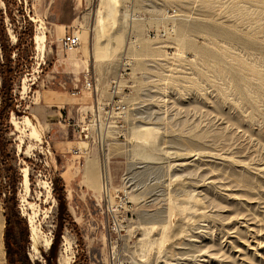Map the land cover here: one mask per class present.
Wrapping results in <instances>:
<instances>
[{"label":"rangeland","instance_id":"1","mask_svg":"<svg viewBox=\"0 0 264 264\" xmlns=\"http://www.w3.org/2000/svg\"><path fill=\"white\" fill-rule=\"evenodd\" d=\"M96 2L12 0V20L4 18L10 44L13 30L20 42L18 59L15 50L10 57L17 111L9 112L0 138L17 174L28 259L45 264L44 239L53 237L58 210L53 181L59 177L73 223L59 231L56 264L64 257L68 264H109L110 254L116 264H264V0H161L160 18L139 26L129 48L126 28L109 38V19L98 38L96 28L89 30ZM148 5L135 0V16L147 17ZM170 5L177 8L174 20L163 11ZM97 7L103 11L102 0ZM178 7L190 14L183 26ZM71 18L75 23L68 26ZM53 21L64 26L57 35ZM40 25L43 56L33 42ZM179 27L185 39L176 45L169 37ZM67 31L79 36L71 51L60 43ZM159 43L160 50L154 48ZM125 58L129 64L123 66ZM121 67L116 97L126 106L125 140L109 145L104 192L100 146L79 130L95 104L112 99L110 81ZM86 74L90 88L83 85ZM56 93L60 99L48 100ZM57 110L66 130L49 117ZM136 125L155 127L158 158L131 152L130 127ZM5 161L0 154L2 190L11 179ZM33 212L38 232L31 239ZM3 226L0 198L6 264Z\"/></svg>","mask_w":264,"mask_h":264},{"label":"trees","instance_id":"2","mask_svg":"<svg viewBox=\"0 0 264 264\" xmlns=\"http://www.w3.org/2000/svg\"><path fill=\"white\" fill-rule=\"evenodd\" d=\"M4 5V11L0 8V54L2 61L0 63V127L8 125V115L10 111H17L16 98L12 94L14 74L16 72V67L13 65L15 60H12L11 53L15 50V59L19 56V42L20 37L17 32L13 30L16 35V41L13 45L10 44L8 34L6 32V27L4 26V18L7 17L9 21L12 20L11 12L9 10V4L12 0H1ZM31 33L28 35L30 42ZM5 145L2 144L0 138V154L5 157V170L7 176H10L9 182L6 184L5 189L0 187V198L2 202L3 209V245L5 250L6 264H40L38 261H32L28 259L26 247L29 244L28 232L25 220L19 215L17 211L16 202V173L13 171L10 165L9 157L5 153ZM1 171V169H0ZM13 171V172H12ZM15 177V178H13ZM2 180V176H0ZM9 179V178H8ZM54 184L57 185L58 194L53 189L57 197V214H56V228L53 231V237L50 241L48 249L42 252V256L45 264H56V252L59 245V231L63 224H72V218L67 210V202L65 198L64 184L61 178L56 177L54 179ZM5 190V191H4Z\"/></svg>","mask_w":264,"mask_h":264},{"label":"bare ground","instance_id":"3","mask_svg":"<svg viewBox=\"0 0 264 264\" xmlns=\"http://www.w3.org/2000/svg\"><path fill=\"white\" fill-rule=\"evenodd\" d=\"M135 0H102L103 3V11H98V0L96 2V5L94 9L92 10L91 14H94V26L89 27V30H93L96 28V38L99 37V30L102 28H106V21L105 19H109L110 21V30H109V38L111 35H115L118 32L122 30V28H126V31L128 33V37L126 40V44L124 48H129L131 44L135 43L137 41L136 37L134 40L130 39L133 38L132 33L135 32L139 26L143 24H151L154 23L158 18H160L161 9L159 7V4L161 3V0H148L149 5L148 8L145 10L148 11L149 15L146 16H135L133 13V3ZM146 7V6H145ZM167 7H173L175 8V15L169 17V19H175L177 17V8L175 6H167ZM165 9V8H163ZM179 10V25L183 26L185 24V20H188V16H185L186 14L190 15L187 12H183L181 8L178 7ZM165 12V10H163ZM167 17V16H166ZM33 19V18H31ZM34 20V19H33ZM42 30L39 33H35L33 36V42L35 44V47L39 50V54L43 56L44 52V42H45V34L43 31L42 25H40ZM183 28V27H182ZM181 27H179L177 33H174L173 36L169 37V39L172 38V40L176 43V45L182 44L185 39L184 30ZM103 33V32H102ZM130 35V36H129ZM108 36V35H107ZM136 36V35H134ZM79 37V36H78ZM113 37V36H112ZM89 39H92V35L89 34ZM129 44V45H128ZM163 47L162 43H159L154 46V48L160 50ZM179 50V49H178ZM25 88V87H24ZM23 88V89H24ZM25 119V118H24ZM13 120V119H12ZM25 121V120H24ZM14 122V121H13ZM155 127L152 126H142V125H136L130 127V137L133 138V144L131 145V152L135 155H139L141 158L144 159H155L160 156V150L157 145V138L158 134ZM31 130V129H30ZM32 133L35 134L36 128L33 127ZM36 136V135H35ZM128 140V139H127ZM82 142V141H81ZM129 148V149H130ZM130 152V151H129ZM23 173V184L25 186V189L27 190V183H28V174L27 171L24 169ZM93 176V175H92ZM29 233L30 238L33 239L35 237L37 228L35 223V213L33 212V215H29ZM176 231L180 230V225H177ZM38 232V231H37ZM161 234V233H160ZM29 238V239H30ZM158 240V238H157ZM153 242V241H152ZM147 243V242H146ZM50 244V238L44 239V245L48 247ZM153 244V243H152ZM1 255H0V264H3L1 262ZM62 264H68V257H64Z\"/></svg>","mask_w":264,"mask_h":264},{"label":"built area","instance_id":"4","mask_svg":"<svg viewBox=\"0 0 264 264\" xmlns=\"http://www.w3.org/2000/svg\"><path fill=\"white\" fill-rule=\"evenodd\" d=\"M94 1V0H91ZM165 14L168 17L175 15V8L166 7ZM60 43L65 51L74 50L79 45V37L74 31H67L60 37ZM129 62L124 59L122 65L126 66ZM121 67L116 78L110 81V92L112 93V99L105 105L95 104L92 109V113L87 123L83 128H80V133H83L85 138L91 137L100 146V166H101V190L106 192L108 183V170L106 168L107 155L109 150V145L112 144L113 140H125V127L124 118L126 114L125 104L120 103L119 99L116 97L117 88L119 84L120 77L123 76L124 70ZM83 85L86 88L91 87L92 79L89 74L84 76ZM126 178V176H125ZM109 264H116V257L114 254L109 255Z\"/></svg>","mask_w":264,"mask_h":264},{"label":"crops","instance_id":"5","mask_svg":"<svg viewBox=\"0 0 264 264\" xmlns=\"http://www.w3.org/2000/svg\"><path fill=\"white\" fill-rule=\"evenodd\" d=\"M73 23H75L74 22V18H71L70 19V23L69 24H67L68 26L69 25H71V24H73ZM52 24H53V31L55 32V34L57 35V34H59L61 31H63L64 30V26H63V24L61 23V22H58V21H53L52 22ZM57 93H62V91L61 90H58V91H56ZM54 94V95H51V96H49L48 97V100H56V99H60V94ZM53 113V114H52ZM49 117H52V119H56V121L58 122V125L60 126V127H63V130H66L67 128H66V125L63 123V121H64V117H65V115L63 116L62 115V113H61V111L60 110H57V111H54V112H51L50 113V115H49ZM64 132V131H63ZM71 142V141H70Z\"/></svg>","mask_w":264,"mask_h":264}]
</instances>
